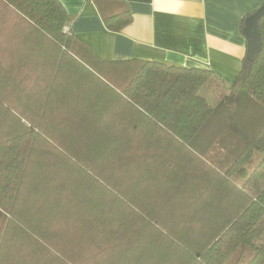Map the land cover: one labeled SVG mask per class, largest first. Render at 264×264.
Masks as SVG:
<instances>
[{"label": "trees", "instance_id": "1", "mask_svg": "<svg viewBox=\"0 0 264 264\" xmlns=\"http://www.w3.org/2000/svg\"><path fill=\"white\" fill-rule=\"evenodd\" d=\"M68 18L60 0H0V264H226L246 248L264 264V16L231 84L102 60Z\"/></svg>", "mask_w": 264, "mask_h": 264}, {"label": "crops", "instance_id": "2", "mask_svg": "<svg viewBox=\"0 0 264 264\" xmlns=\"http://www.w3.org/2000/svg\"><path fill=\"white\" fill-rule=\"evenodd\" d=\"M68 29L107 61H160L212 69L226 84L238 77L247 55L244 20L264 0H60ZM126 7L131 21L119 31L104 16Z\"/></svg>", "mask_w": 264, "mask_h": 264}, {"label": "water", "instance_id": "3", "mask_svg": "<svg viewBox=\"0 0 264 264\" xmlns=\"http://www.w3.org/2000/svg\"><path fill=\"white\" fill-rule=\"evenodd\" d=\"M264 16V4L253 14L245 19L243 33L248 40L247 59L254 61L262 47V35L259 28V20Z\"/></svg>", "mask_w": 264, "mask_h": 264}, {"label": "rangeland", "instance_id": "4", "mask_svg": "<svg viewBox=\"0 0 264 264\" xmlns=\"http://www.w3.org/2000/svg\"><path fill=\"white\" fill-rule=\"evenodd\" d=\"M201 94L211 103V105H216L218 103V98L214 95L213 90L208 87H204L201 90ZM261 154L256 152L252 161L247 164L249 172L257 165L261 159ZM253 250L246 248L244 250H238L233 253L230 258L227 260L226 264H246L253 255Z\"/></svg>", "mask_w": 264, "mask_h": 264}, {"label": "built area", "instance_id": "5", "mask_svg": "<svg viewBox=\"0 0 264 264\" xmlns=\"http://www.w3.org/2000/svg\"><path fill=\"white\" fill-rule=\"evenodd\" d=\"M90 1H95V0H90ZM67 29H68V24H67V27H66ZM69 30V29H68Z\"/></svg>", "mask_w": 264, "mask_h": 264}]
</instances>
